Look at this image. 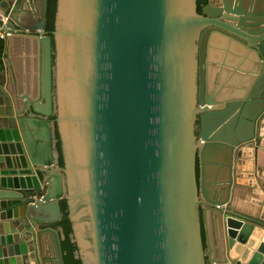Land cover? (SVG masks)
Here are the masks:
<instances>
[{"label": "water", "instance_id": "water-1", "mask_svg": "<svg viewBox=\"0 0 264 264\" xmlns=\"http://www.w3.org/2000/svg\"><path fill=\"white\" fill-rule=\"evenodd\" d=\"M47 5L0 0V264H64L62 201L83 264H264V0Z\"/></svg>", "mask_w": 264, "mask_h": 264}, {"label": "trees", "instance_id": "trees-1", "mask_svg": "<svg viewBox=\"0 0 264 264\" xmlns=\"http://www.w3.org/2000/svg\"><path fill=\"white\" fill-rule=\"evenodd\" d=\"M58 0H48L46 13V30L52 34L55 30V19L57 11ZM200 8L207 5L210 0H198ZM54 49V44H52ZM5 55V40L0 38V74L3 71V59ZM56 151L58 165L63 168L64 161L61 150V142L57 129L55 130ZM62 219L51 226L56 229L60 236V243L62 249V257L64 264H83L79 254L78 246L74 239L73 228L70 219L68 218V206L66 201L60 203Z\"/></svg>", "mask_w": 264, "mask_h": 264}, {"label": "crops", "instance_id": "crops-1", "mask_svg": "<svg viewBox=\"0 0 264 264\" xmlns=\"http://www.w3.org/2000/svg\"><path fill=\"white\" fill-rule=\"evenodd\" d=\"M3 71H4V64H3ZM2 71V72H3ZM1 72V73H2ZM6 80H5V78L0 74V115H1V113L3 112V106H2V104H4V101H5V97H4V95H3V89L6 87ZM262 148H263V150H262V152H263V154H262V157H263V159H264V141H263V143H262ZM200 167V166H199ZM208 170V169H207ZM211 171V169H209V171H207V174H209L210 175V173H208V172H210Z\"/></svg>", "mask_w": 264, "mask_h": 264}, {"label": "built area", "instance_id": "built-area-1", "mask_svg": "<svg viewBox=\"0 0 264 264\" xmlns=\"http://www.w3.org/2000/svg\"><path fill=\"white\" fill-rule=\"evenodd\" d=\"M7 19H8V18H5V19H4V22H3L4 25H5V23L7 22ZM7 35H8V33L4 32L3 29H2V27H0V38L5 40V38H6Z\"/></svg>", "mask_w": 264, "mask_h": 264}, {"label": "flooded vegetation", "instance_id": "flooded-vegetation-1", "mask_svg": "<svg viewBox=\"0 0 264 264\" xmlns=\"http://www.w3.org/2000/svg\"><path fill=\"white\" fill-rule=\"evenodd\" d=\"M203 8H204V6L200 8L199 1L197 0V11H198V13L202 14L203 13Z\"/></svg>", "mask_w": 264, "mask_h": 264}]
</instances>
